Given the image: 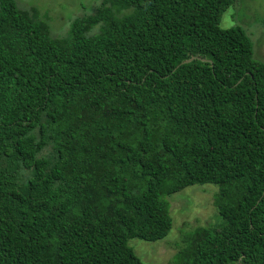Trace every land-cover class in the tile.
I'll return each instance as SVG.
<instances>
[{
  "label": "trees",
  "instance_id": "obj_1",
  "mask_svg": "<svg viewBox=\"0 0 264 264\" xmlns=\"http://www.w3.org/2000/svg\"><path fill=\"white\" fill-rule=\"evenodd\" d=\"M235 2L101 0L56 37L0 0V264H147L128 241L206 183L219 218L171 264H264V62L220 26Z\"/></svg>",
  "mask_w": 264,
  "mask_h": 264
},
{
  "label": "rangeland",
  "instance_id": "obj_2",
  "mask_svg": "<svg viewBox=\"0 0 264 264\" xmlns=\"http://www.w3.org/2000/svg\"><path fill=\"white\" fill-rule=\"evenodd\" d=\"M21 8H39L50 25L52 36L68 34L72 21L91 14L101 0H16ZM220 26H240L253 42L254 57L264 62V0H236L223 14ZM217 191L215 184H194L167 197L170 204L172 228L168 235L157 241L131 238L128 244L147 264H171L180 245L182 230L196 225H213L219 218L213 205Z\"/></svg>",
  "mask_w": 264,
  "mask_h": 264
},
{
  "label": "water",
  "instance_id": "obj_3",
  "mask_svg": "<svg viewBox=\"0 0 264 264\" xmlns=\"http://www.w3.org/2000/svg\"><path fill=\"white\" fill-rule=\"evenodd\" d=\"M199 59L205 61V59H202V58H199ZM192 60H193V58H190V59H188V60H185L184 62H190V61H192Z\"/></svg>",
  "mask_w": 264,
  "mask_h": 264
}]
</instances>
